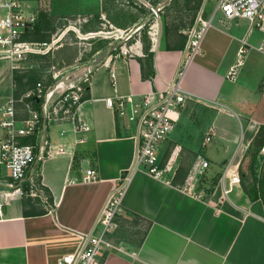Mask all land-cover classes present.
I'll return each mask as SVG.
<instances>
[{"label":"crops","instance_id":"crops-1","mask_svg":"<svg viewBox=\"0 0 264 264\" xmlns=\"http://www.w3.org/2000/svg\"><path fill=\"white\" fill-rule=\"evenodd\" d=\"M205 4L206 0H100V10L91 14L57 17L47 12L55 23L75 25L83 38L74 33L76 42L70 43L66 37L68 42L55 52L59 69L52 74L42 69L33 85L25 76L36 73L27 68L37 57L29 58L21 71L0 58V121L3 108L12 99L19 101L38 81L54 88L62 77L75 73L76 80L83 76L81 82L64 87L49 101L86 87L78 118L90 127L83 134L85 142L79 143L81 136L70 119L49 123L51 154L23 184L24 196H6L17 185L0 165V264H58L64 255L79 251L81 238L94 231L109 196L128 174L122 211L99 264H264V199H255L252 189L255 178H264V155L260 153L253 176L248 156L264 126V27L227 19L216 12L218 0L210 10ZM149 5L159 9L160 19L152 18ZM200 15L212 21L200 53L187 67L183 87L204 101H189L163 142V165L166 161L171 173L162 167L161 178L132 172L135 130L107 100L148 94H155L156 100L176 79ZM110 29L128 30L127 39L98 36ZM33 39L44 42L39 29ZM244 45L249 52L241 59ZM17 109L20 119L28 115L25 103H17ZM3 138L0 125V143ZM61 149L66 153L60 154ZM199 155L210 164L200 176L195 172ZM89 170L95 171L96 179L87 182ZM236 171L241 184L225 196L221 180L225 175L228 183L227 177ZM210 185L213 191L208 195L205 188Z\"/></svg>","mask_w":264,"mask_h":264},{"label":"built area","instance_id":"built-area-1","mask_svg":"<svg viewBox=\"0 0 264 264\" xmlns=\"http://www.w3.org/2000/svg\"><path fill=\"white\" fill-rule=\"evenodd\" d=\"M45 2L49 0H0V58L8 59L14 71H21L23 64L32 57L49 55L63 46L61 43L69 32L80 36V30L73 24H69L60 37H53L49 42H39L33 39L38 33L40 15L47 12L46 8L26 9L25 3ZM152 18L160 19L161 12L154 6L149 5ZM221 11L229 20L246 19L252 27L261 29L264 27V0H218L217 11ZM212 18L205 20L199 16L196 26L190 33V40L183 62L178 70L176 79L167 85L165 90L154 100L155 94L143 96H122L107 100L108 105L117 111L120 118H125L136 133L137 152L133 171H143L155 178L164 176V171L159 164L160 145L165 142L173 132L178 118L189 101L203 102L196 94L187 91L183 87V79L187 67L200 53L201 44L207 30L211 25ZM104 30L98 36L115 41L127 39L129 31ZM67 32V34H66ZM96 37L95 35H90ZM122 53L130 54L126 46L121 47ZM261 49V48H260ZM249 52L244 45L239 55L241 59ZM233 67L231 76H234ZM89 79L85 81V84ZM52 88L42 81H38L34 89L29 90L19 101L12 99L1 111L0 125L4 132V138L0 143V165L4 166L9 175L16 183V188L11 195L24 196L27 192L23 184L33 175L36 166L51 154V143L47 129L52 121L65 118L70 119L75 125V132L80 135L78 142L84 143L83 134L90 130L88 124L78 118V111L83 103L86 87H78L60 95L56 100L49 101ZM17 103H25L28 115L22 119L18 117ZM34 103L40 109L34 107ZM48 103H52L48 105ZM211 139L207 138V142ZM66 151L61 149L60 154ZM264 155V147L261 150ZM210 164L202 155L197 157L195 172L204 175ZM225 175L221 183L225 196H228L233 186L241 184L239 172L236 171L231 177ZM96 179L93 170L87 172L85 180ZM130 179V174L125 175L120 185L109 196L104 210L90 235H84L82 244L74 254L64 255L58 264H99V254L103 249L110 246L108 234L114 222L122 211V199L125 186ZM3 204L0 203V209ZM99 232L96 233V230Z\"/></svg>","mask_w":264,"mask_h":264},{"label":"rangeland","instance_id":"rangeland-1","mask_svg":"<svg viewBox=\"0 0 264 264\" xmlns=\"http://www.w3.org/2000/svg\"><path fill=\"white\" fill-rule=\"evenodd\" d=\"M216 0H206V4H205V10H210V8H212L213 3H215ZM100 4V0H49V1H45V2H28L25 3V8L26 9H40V8H46V11L50 12V14L55 15L57 17H65V16H82L84 14H91V13H95L98 12L100 10V7H98V5ZM48 6V7H47ZM155 7V6H154ZM52 11V12H51ZM70 22H63L61 20H56V30L54 32H52L53 34L51 35V39L53 37H60L63 33V31L66 29L65 26L67 24H69ZM74 23V22H72ZM70 33V32H69ZM73 34L74 32L70 33V35L67 34L66 37H70V43L71 41L76 42V40L73 38ZM62 39L61 43L65 44L67 41V38ZM85 41L82 43L87 44ZM78 43V42H77ZM83 47H86V45H82ZM56 50L54 52H52L49 55H43L41 57H37V60H29V67L27 69H36V73H30L28 74L29 76H32L33 78L40 80L42 77L41 75V71L42 69L45 71V69H49L51 74L56 71L57 69H59L60 65L58 63V57L55 54ZM63 52V51H62ZM77 71L76 69L73 71L75 72ZM91 73V71H90ZM89 72L86 73V75H88L89 77L91 76ZM35 74H37L38 76H35ZM40 76V77H39ZM75 73H71L69 75V78L65 79V77H62L57 83H56V88L50 93L49 96V100H52L54 98V96H56L58 93H60L61 91H63L64 87L73 85L74 83L77 84V82H81V80L83 79V76L78 77V79L76 80L74 78ZM94 77V75H93ZM42 80H45L44 78ZM33 85V83L31 84ZM126 123V121H124ZM167 146H165V143H162L160 145V149H159V164H162V168L164 170H166L168 173H171L170 170V165L166 166V161H165V165H163V157L165 156V148ZM189 160H192L193 157H188ZM187 158V159H188ZM196 165V163H195ZM164 166V167H163Z\"/></svg>","mask_w":264,"mask_h":264},{"label":"trees","instance_id":"trees-1","mask_svg":"<svg viewBox=\"0 0 264 264\" xmlns=\"http://www.w3.org/2000/svg\"><path fill=\"white\" fill-rule=\"evenodd\" d=\"M55 30H56L55 20L50 16V14L48 15L47 12H45V14L42 13L40 15V25H39V36H41V41L49 42V40H51V35L53 34L52 32H54ZM45 32L47 33L45 34ZM150 60H152V56H149V59L147 61H150ZM25 77L26 79H28L27 84L29 83L32 84L33 82L36 81V79L33 78L32 76L26 75ZM33 105L35 108L38 107L36 103H34ZM263 147H264V126L260 129L255 141L253 142L251 149L248 152V156L250 157V174L252 176L255 175L257 164H258V157ZM255 179L257 183L252 188L253 191L256 193L254 198L257 199L259 198V196H261L264 199V193H263L264 178L261 177L259 179L258 178H255ZM201 187L202 185L200 186V188ZM205 190H206V193L210 195L213 191V186L210 185L209 187H206Z\"/></svg>","mask_w":264,"mask_h":264},{"label":"bare ground","instance_id":"bare-ground-1","mask_svg":"<svg viewBox=\"0 0 264 264\" xmlns=\"http://www.w3.org/2000/svg\"><path fill=\"white\" fill-rule=\"evenodd\" d=\"M48 7V6H47ZM49 12V11H48ZM52 12V11H51ZM44 14H45V12H43ZM50 13V12H49ZM49 13H48V15H49ZM39 29V28H38Z\"/></svg>","mask_w":264,"mask_h":264}]
</instances>
